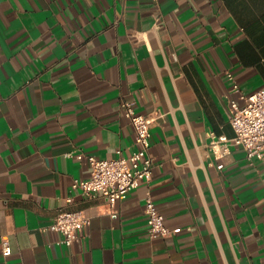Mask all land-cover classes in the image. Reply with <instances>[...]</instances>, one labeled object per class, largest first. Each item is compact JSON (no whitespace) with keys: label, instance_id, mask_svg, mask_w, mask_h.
Listing matches in <instances>:
<instances>
[{"label":"crops","instance_id":"crops-1","mask_svg":"<svg viewBox=\"0 0 264 264\" xmlns=\"http://www.w3.org/2000/svg\"><path fill=\"white\" fill-rule=\"evenodd\" d=\"M261 87L264 0H0V264H264V159L210 145ZM124 101L161 116L151 180L110 206L72 184L78 152L137 148ZM148 195L179 232L150 234ZM61 208L91 216L69 245Z\"/></svg>","mask_w":264,"mask_h":264},{"label":"built area","instance_id":"built-area-1","mask_svg":"<svg viewBox=\"0 0 264 264\" xmlns=\"http://www.w3.org/2000/svg\"><path fill=\"white\" fill-rule=\"evenodd\" d=\"M232 80V89L240 90V85L232 72H228ZM243 102L231 99V124L235 135L232 138L211 131L210 145L221 155L230 151L231 145L245 149L249 158L264 159V87L250 93H242ZM124 113L135 127V143L137 148L129 155L119 149L118 155L102 158L93 154L78 152L77 157H87L90 174L86 178H76L72 186L79 188L86 196L102 195L110 206L124 198L142 181L149 182L153 175V157L149 151L151 146V128L161 116L158 109L144 113L136 110L134 103L124 101ZM72 196L67 197L71 201ZM148 229L152 236H170L180 231V227L171 228L165 221L164 214L158 209L153 198L148 195L145 204ZM91 223V216L83 209L61 208L48 225L51 229L62 233L61 241L72 244L80 237V230ZM12 253L8 238L3 239V254Z\"/></svg>","mask_w":264,"mask_h":264}]
</instances>
